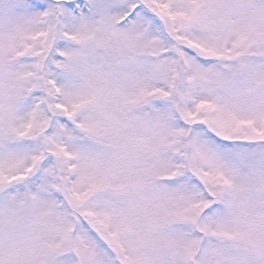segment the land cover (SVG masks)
<instances>
[{"label":"snow or ice","instance_id":"obj_1","mask_svg":"<svg viewBox=\"0 0 264 264\" xmlns=\"http://www.w3.org/2000/svg\"><path fill=\"white\" fill-rule=\"evenodd\" d=\"M0 264H264V0H0Z\"/></svg>","mask_w":264,"mask_h":264}]
</instances>
